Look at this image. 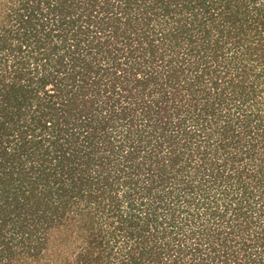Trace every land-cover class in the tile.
Returning <instances> with one entry per match:
<instances>
[{
    "label": "trees",
    "instance_id": "obj_1",
    "mask_svg": "<svg viewBox=\"0 0 264 264\" xmlns=\"http://www.w3.org/2000/svg\"><path fill=\"white\" fill-rule=\"evenodd\" d=\"M0 264H264V0H0Z\"/></svg>",
    "mask_w": 264,
    "mask_h": 264
}]
</instances>
